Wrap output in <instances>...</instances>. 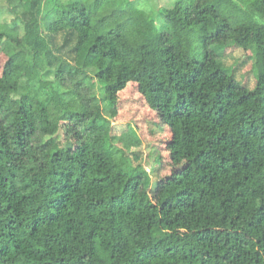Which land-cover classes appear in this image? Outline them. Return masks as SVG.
<instances>
[{
  "label": "trees",
  "instance_id": "obj_1",
  "mask_svg": "<svg viewBox=\"0 0 264 264\" xmlns=\"http://www.w3.org/2000/svg\"><path fill=\"white\" fill-rule=\"evenodd\" d=\"M18 2L0 26V264H264V0H185L158 27L131 0ZM245 41L252 88L221 63ZM128 83L182 166L153 188L111 140Z\"/></svg>",
  "mask_w": 264,
  "mask_h": 264
},
{
  "label": "rangeland",
  "instance_id": "obj_2",
  "mask_svg": "<svg viewBox=\"0 0 264 264\" xmlns=\"http://www.w3.org/2000/svg\"><path fill=\"white\" fill-rule=\"evenodd\" d=\"M135 6L155 16L156 26H160L157 10L169 9L175 4H185V0H131ZM223 14L227 13L226 0H206ZM18 0H0V26L13 17L12 8L21 11ZM250 41H245L240 48L225 51L221 58L224 67L232 70L236 81L247 88H252L255 80L251 72L252 50ZM197 43H193L194 57L197 55ZM7 57L0 47V74ZM112 124L111 140L115 147L124 150L135 166L140 165L149 175L151 187L164 182L173 172L179 171L181 164L170 159L169 143L171 132L164 124L157 111L148 107L138 91L136 83H128L115 94L113 106L108 111ZM15 165H20L15 160ZM232 231V230H231ZM230 231V233H231Z\"/></svg>",
  "mask_w": 264,
  "mask_h": 264
}]
</instances>
